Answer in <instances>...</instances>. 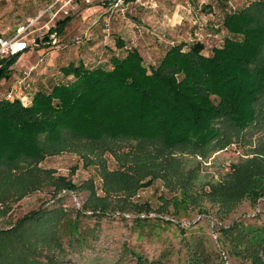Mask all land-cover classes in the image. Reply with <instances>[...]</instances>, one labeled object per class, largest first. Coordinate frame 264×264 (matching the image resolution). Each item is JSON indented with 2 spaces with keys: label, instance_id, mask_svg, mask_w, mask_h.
<instances>
[{
  "label": "rangeland",
  "instance_id": "rangeland-1",
  "mask_svg": "<svg viewBox=\"0 0 264 264\" xmlns=\"http://www.w3.org/2000/svg\"><path fill=\"white\" fill-rule=\"evenodd\" d=\"M47 1L0 0V33L13 36ZM127 2L125 12H110L103 4L86 6L51 23L50 30L45 27L48 18L36 21L31 36L41 45L19 54V66H10V77L0 81V99L17 97L30 103L37 90H51L61 81L62 66L71 60L108 64L106 48L125 55L128 48H116L118 32L111 26L120 15L131 18ZM224 7L229 12L249 7L259 18L254 26L260 31L242 49L250 61L249 87L253 80L261 85L246 105L254 120L241 128L220 123L221 134L209 144L188 147L174 157L173 178L149 175L133 191L107 193L102 166L88 162L89 156H96L85 145L48 155L35 166L0 170V230L15 227L35 210L57 217L56 234H46L45 219L24 225L20 250H30V264H264V244L255 252L249 246L235 248L228 232L234 224L264 227V0H228ZM68 17L62 32L55 30L58 21ZM103 34L108 39L97 46ZM53 35L57 42L50 44ZM29 69L31 83L23 94L7 97L15 78ZM102 159L109 170L122 167L112 151H105ZM243 173L248 186L237 195ZM251 184L260 187L258 194L249 195ZM189 246L200 253L195 261ZM8 264H18V259L10 256Z\"/></svg>",
  "mask_w": 264,
  "mask_h": 264
},
{
  "label": "trees",
  "instance_id": "trees-1",
  "mask_svg": "<svg viewBox=\"0 0 264 264\" xmlns=\"http://www.w3.org/2000/svg\"><path fill=\"white\" fill-rule=\"evenodd\" d=\"M69 20L58 21L55 30L62 32ZM258 21L249 7L227 13L224 26L230 35L209 54L201 40L187 48V43H174L152 65L131 48L124 56H112V68L89 67L83 60L63 65L61 81L51 90H37L30 103L0 99V170L35 166L48 155L85 145L96 156L88 162L102 166L107 193L138 189L149 175L173 178L178 153L209 144L221 134L222 122L241 128L254 120L246 105L261 85L253 80L249 87L250 61L242 49L260 31L254 26ZM117 44L122 47L123 40ZM18 57L0 61V81L10 77L8 69ZM105 151H112L122 167L109 170L102 159ZM244 173L238 176L237 195L248 186ZM259 188L251 184L249 195L258 194ZM34 219H45L46 234H56L55 214L28 213L15 227L0 230V264H8L10 256L18 264L31 263L30 250L21 254L20 246L24 225ZM228 232L235 248L249 246L255 252L264 244V227L234 224ZM189 248L195 261L200 253Z\"/></svg>",
  "mask_w": 264,
  "mask_h": 264
},
{
  "label": "crops",
  "instance_id": "crops-1",
  "mask_svg": "<svg viewBox=\"0 0 264 264\" xmlns=\"http://www.w3.org/2000/svg\"><path fill=\"white\" fill-rule=\"evenodd\" d=\"M49 1L47 2L49 3ZM127 1V12L130 13L131 18L120 15L111 26L112 30L114 28V31L118 32L115 37L123 40L124 43L122 47L117 45L116 48L119 50L136 48L145 61L152 65H157L174 43H187L185 46L187 48L188 45L201 40L205 44V51H207L215 46H221L225 37L229 36V32L223 24L225 15L229 13L227 7H224V3H226L224 0ZM84 8L85 6H80L73 14ZM137 25L142 27V30H137L135 27ZM107 39L108 37L103 34L97 46ZM109 49L106 48L111 58L114 55L124 56ZM111 58L108 64L102 63L101 60L96 63L84 62L89 67L112 68ZM18 64L15 63L13 68L16 65L19 66ZM71 78L69 76V79Z\"/></svg>",
  "mask_w": 264,
  "mask_h": 264
},
{
  "label": "built area",
  "instance_id": "built-area-1",
  "mask_svg": "<svg viewBox=\"0 0 264 264\" xmlns=\"http://www.w3.org/2000/svg\"><path fill=\"white\" fill-rule=\"evenodd\" d=\"M127 0H50L49 3L39 11L35 19H30L28 25H22L13 36H6L0 33V59L8 58L14 55L23 54L30 47H39L41 45L38 37H33L31 34L36 31L32 29L35 22L43 18H48L45 25L50 30V24L73 14L80 6H90L94 4H103L108 7L110 12L121 11L125 12V3ZM107 25V24H106ZM109 30V29H107ZM83 40L78 39V43ZM57 38L50 40V44L56 43ZM32 69L25 71L22 77H17L12 84L7 97L19 96V93L26 89L31 83Z\"/></svg>",
  "mask_w": 264,
  "mask_h": 264
}]
</instances>
